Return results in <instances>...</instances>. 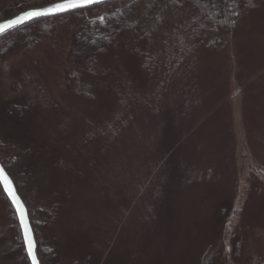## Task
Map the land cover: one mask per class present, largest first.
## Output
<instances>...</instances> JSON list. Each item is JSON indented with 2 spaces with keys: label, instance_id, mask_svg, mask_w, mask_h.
<instances>
[{
  "label": "rangeland",
  "instance_id": "obj_1",
  "mask_svg": "<svg viewBox=\"0 0 264 264\" xmlns=\"http://www.w3.org/2000/svg\"><path fill=\"white\" fill-rule=\"evenodd\" d=\"M255 1L214 47L192 54L82 175L72 149L78 183L47 238L69 264H264V0ZM171 9L162 30L194 14L187 4ZM38 24L0 52V159L30 218L44 182L33 161L23 166L24 149L47 141L52 153L56 141L81 138L104 100L87 103L63 86L84 37L70 48L69 23L44 37ZM10 207L0 186V264H29Z\"/></svg>",
  "mask_w": 264,
  "mask_h": 264
},
{
  "label": "trees",
  "instance_id": "obj_2",
  "mask_svg": "<svg viewBox=\"0 0 264 264\" xmlns=\"http://www.w3.org/2000/svg\"><path fill=\"white\" fill-rule=\"evenodd\" d=\"M54 1L58 0H0V21L25 9ZM254 2L256 1L112 0L35 19L0 36L2 52L15 34L27 38L30 34L26 32L27 27H33V24L39 23L37 34L44 37L50 36L51 29L69 23L73 37L70 48L74 46L73 40H77V35L84 37L86 45L79 46L83 47L80 60L68 58L66 66L70 75L66 77L63 86L71 89L77 98L88 101L87 103L95 101L93 99L96 97L101 98L100 96L105 100L98 99L100 102L95 108L97 118L91 117L94 122L90 120L86 123L81 138L73 137L68 144L56 141L57 145H54L52 153L48 150L53 146H47V141L32 143L24 149L25 156H21L23 166H29V160L33 161L31 167L34 171L38 170L42 184L44 182L43 189L39 191L41 193L36 203L35 216L29 217L41 264H69L65 257L55 252L54 245L47 238L50 228L58 223L59 215L67 207L78 183V170L75 171L71 161V157H74L72 149L82 161L79 172L83 170L82 173H86L104 147L127 124L135 120L143 107L152 98L166 92L168 83L192 54H199L202 48L207 49L208 46L214 47L221 33L237 17L246 14ZM182 4L189 5L194 14L179 25L162 30L165 10H172V6L176 9ZM135 9L141 13H134ZM174 12L176 11L173 10L172 13ZM100 17H103L102 21ZM153 35H158V46L150 51L149 41ZM26 45L19 44L17 47ZM224 85L220 87L224 88ZM212 87L213 95H216L218 86ZM255 92L251 90L249 93ZM250 103L252 101L249 96L242 101L248 112V107L252 106ZM111 106H115L116 110L106 112ZM94 134L99 137L96 145L90 143ZM84 139H88V142L82 144ZM83 146L87 148H81ZM0 163L7 172L1 159ZM15 223V229L20 233L17 220ZM19 237L23 247L21 234ZM24 255L27 258L25 252Z\"/></svg>",
  "mask_w": 264,
  "mask_h": 264
},
{
  "label": "snow or ice",
  "instance_id": "obj_3",
  "mask_svg": "<svg viewBox=\"0 0 264 264\" xmlns=\"http://www.w3.org/2000/svg\"><path fill=\"white\" fill-rule=\"evenodd\" d=\"M105 0H61V2L55 3L54 5L44 8L42 10L29 11L23 14V16L17 17L14 20L8 21L7 23L0 24V34L4 33L10 28L23 23L25 20L41 16L57 15L65 12H71L77 9L88 8L94 4L104 3ZM103 20V17H100ZM0 183L3 184L4 190L11 197L12 204L16 208V213L20 221L21 228L23 229V241L25 250L28 258L31 260V264H38L37 257L35 254V242L32 239V232L28 224L27 212L23 205L19 203L18 198L15 196L12 190V184L7 175L4 174L2 168H0Z\"/></svg>",
  "mask_w": 264,
  "mask_h": 264
},
{
  "label": "water",
  "instance_id": "obj_4",
  "mask_svg": "<svg viewBox=\"0 0 264 264\" xmlns=\"http://www.w3.org/2000/svg\"><path fill=\"white\" fill-rule=\"evenodd\" d=\"M106 1H112V0H105V2H106ZM58 2H61V0L54 1V2L49 3V4H46V5H44V6H40V7H32V8H28V9H26V10L20 11V12H18L17 14H15V15L12 16V17H9V18H6V19L1 20V21H0V24L7 23L8 21L14 20V19H16L17 17L23 16V14L26 13V12H29V11H36V10H42V9L47 8V7H50V6H52V5H54L55 3H58ZM94 5H95V4H94ZM91 6H92V5H91ZM65 13H67V12H65ZM61 14H64V13H61ZM57 15H59V14H57ZM50 16H54V15H50ZM43 17H48V16H41V17L32 18V19H30V20H25L23 23H21V24H19V25H16V26H14L13 28H10V29H8L7 31H5L4 33L0 34V36L4 35L5 33L11 31L12 29H14V28H16V27H19V26H21V25H24L25 23H27V22H29V21H32V20H35V19H39V18H43ZM0 168L3 169L4 174L7 175L8 178L10 179L11 184H12V190H13L15 196L18 198L19 203L23 205L24 209H25L26 212H27V208H26L24 202L22 201L21 197L19 196V194H18V192H17V190H16V187H15V185H14V182L12 181L11 177L8 175V173L6 172V170L4 169V167L2 166L1 163H0ZM0 186H1V189H2V191H3V193H4V195H5L6 198L8 199V201H9V203H10V205H11V207H12L14 213H15V217H16L17 223H18V225H19L20 234H21V238H22V242H23V246H24V241H23V229L21 228L20 221H19V218H18L17 213H16V208H15V206L12 204L11 197H10V196L8 195V193L4 190V186H3L2 183H0ZM27 219H28L29 227H30L31 232H32V239H33V241L35 242V238H34L33 230H32V227H31V224H30V221H29V217H28V212H27ZM35 245H36V242H35ZM24 251H25V254H26L27 258H28L27 252H26V250H25V246H24ZM35 254H36V257H37V262H38V264H40V261H39V259H38L37 253H36V247H35ZM28 261H29V263L31 264V260H30L29 258H28Z\"/></svg>",
  "mask_w": 264,
  "mask_h": 264
},
{
  "label": "bare ground",
  "instance_id": "obj_5",
  "mask_svg": "<svg viewBox=\"0 0 264 264\" xmlns=\"http://www.w3.org/2000/svg\"><path fill=\"white\" fill-rule=\"evenodd\" d=\"M243 100H246V99H245V97H244V99H243Z\"/></svg>",
  "mask_w": 264,
  "mask_h": 264
}]
</instances>
